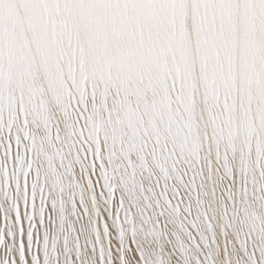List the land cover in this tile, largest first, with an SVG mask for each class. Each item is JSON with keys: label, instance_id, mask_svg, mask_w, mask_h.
<instances>
[{"label": "snow or ice", "instance_id": "6c2138e0", "mask_svg": "<svg viewBox=\"0 0 264 264\" xmlns=\"http://www.w3.org/2000/svg\"><path fill=\"white\" fill-rule=\"evenodd\" d=\"M0 264H264V0H0Z\"/></svg>", "mask_w": 264, "mask_h": 264}]
</instances>
